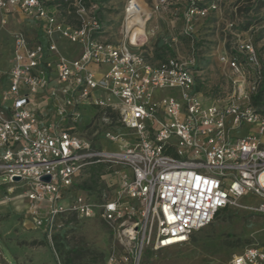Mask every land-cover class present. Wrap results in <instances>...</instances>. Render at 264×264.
Returning <instances> with one entry per match:
<instances>
[{
	"label": "built area",
	"instance_id": "2783aa9c",
	"mask_svg": "<svg viewBox=\"0 0 264 264\" xmlns=\"http://www.w3.org/2000/svg\"><path fill=\"white\" fill-rule=\"evenodd\" d=\"M65 1L76 24L61 19V4L53 0H0V9H17L38 23L36 41L22 30L13 34L10 64L0 67V172L23 186L28 200L44 205L36 223L52 229L64 212L84 218L97 213L121 246L105 264H139L144 247L187 242L239 197H255L253 212L264 219V113L251 102L262 75L252 41L236 44L243 61L233 53L221 56L232 94L205 101L194 57L153 60L145 34L134 39L149 16L138 1L127 0L122 38L113 40L101 38L102 23L92 13L96 3ZM166 2L157 0L156 7ZM215 8L186 0L183 35L192 37L193 18ZM61 39L74 46L71 55L61 51ZM245 63L254 68L252 79L244 75ZM86 107L100 108L105 119L114 113L132 139L118 150L92 147L67 125ZM245 123V134L235 135ZM106 137L118 141V134L107 131ZM92 162L122 165L116 183L107 184L112 195L99 203L73 186ZM263 261L264 250L251 246L229 264Z\"/></svg>",
	"mask_w": 264,
	"mask_h": 264
},
{
	"label": "rangeland",
	"instance_id": "374dc122",
	"mask_svg": "<svg viewBox=\"0 0 264 264\" xmlns=\"http://www.w3.org/2000/svg\"><path fill=\"white\" fill-rule=\"evenodd\" d=\"M136 1L142 2L146 11L150 10L142 36L148 57L153 59L155 51L164 46L172 49L175 56L194 57L195 78L201 87L200 96L205 101H222L232 94L230 70L221 56L233 53L243 61L242 53L236 50L237 42L250 40L258 56L264 55V0H206L215 3L216 8L205 17L193 18L190 32L193 39L182 33L186 0H167L158 7L157 0ZM126 2L105 0L98 7L104 30L101 38H122ZM70 12L74 20H69V12L64 15L63 10L61 19L76 24V14ZM37 29L38 23L21 11L0 9V67L12 56L13 34L22 30L36 41ZM58 43L64 55L72 54L74 46L68 40L61 39ZM105 67L109 68V65ZM243 67L246 78L253 77V66L245 63ZM255 107L264 113V105ZM81 113L76 122L67 125L72 124L74 132L92 147L118 150L121 143L133 137L116 121L113 112H107L108 119L102 118V110L97 107H86ZM248 128L245 123L235 135L245 134ZM107 131L118 134V141L110 142ZM121 168V164L107 162L100 177V189L89 191L87 197L99 203L102 198L99 191L102 196L112 195V188L107 184L116 183L115 170ZM83 178L84 174H79L77 183ZM23 191V186L8 182L0 172V264H53L56 256L60 260L69 257L71 264H105L112 250L121 252V246L97 213L84 218L64 212L55 218L52 229L37 224L35 217H44V205L28 200ZM254 203L255 197L237 198L235 205L220 210L208 225L193 232L181 245L157 250L144 247L139 264H229L232 255L246 247L264 250V219L253 212Z\"/></svg>",
	"mask_w": 264,
	"mask_h": 264
},
{
	"label": "trees",
	"instance_id": "16d2710c",
	"mask_svg": "<svg viewBox=\"0 0 264 264\" xmlns=\"http://www.w3.org/2000/svg\"><path fill=\"white\" fill-rule=\"evenodd\" d=\"M55 3H60L61 4V9L64 11V15L66 14V12L68 11H72V6L71 5H67V2L65 0H53ZM105 0H86L87 3H96L97 7L93 10L92 13H94L95 15H97V17L99 18L100 22L102 23V29H103V22L100 19L99 16V9L98 7L104 2ZM71 12H69L68 18H70L69 20H74V16L72 15ZM67 23H71L73 24L71 21H69ZM76 23V22H75ZM264 49V47H263ZM154 58L153 60H163L168 56H175L174 52L172 51V49L168 48V46H164L163 48H160L158 51H155L154 54ZM264 56V55H263ZM259 55L260 57V63H261V75H262V79L261 82L259 83L257 89L255 92H253L251 94V102L254 106H260V105H264V57ZM198 89H200V85L197 86ZM107 162H92L88 165H86L79 174H84V178L80 181V183H77V179L75 180L73 186L75 189H78L80 191H82L83 193H85L86 195L88 194L89 191H94V190H99L102 183L100 181V177L101 174L103 173V171L105 170ZM101 198V201L103 199L102 196V192L99 191L98 192ZM100 202V201H99ZM227 207L221 209L224 210ZM220 212V210L216 213V215ZM62 264H71L70 262V258L66 257L65 260L61 259Z\"/></svg>",
	"mask_w": 264,
	"mask_h": 264
},
{
	"label": "bare ground",
	"instance_id": "6f19581e",
	"mask_svg": "<svg viewBox=\"0 0 264 264\" xmlns=\"http://www.w3.org/2000/svg\"><path fill=\"white\" fill-rule=\"evenodd\" d=\"M140 6H141V10L142 12L148 14L150 10L147 9V11L142 7V2H140ZM145 34V31L144 30H139L138 33L134 36V39L136 40L137 39V36L138 34Z\"/></svg>",
	"mask_w": 264,
	"mask_h": 264
},
{
	"label": "crops",
	"instance_id": "0c3cea01",
	"mask_svg": "<svg viewBox=\"0 0 264 264\" xmlns=\"http://www.w3.org/2000/svg\"><path fill=\"white\" fill-rule=\"evenodd\" d=\"M36 38H37V39L39 38V33H38V32H37V34H36ZM11 58H12V56H11ZM11 58H9L8 61H5L4 64H1V67H3V68H7V67L9 66V64H10Z\"/></svg>",
	"mask_w": 264,
	"mask_h": 264
},
{
	"label": "water",
	"instance_id": "95a60500",
	"mask_svg": "<svg viewBox=\"0 0 264 264\" xmlns=\"http://www.w3.org/2000/svg\"><path fill=\"white\" fill-rule=\"evenodd\" d=\"M14 179H19L18 177H15ZM42 180H49V176H43Z\"/></svg>",
	"mask_w": 264,
	"mask_h": 264
}]
</instances>
